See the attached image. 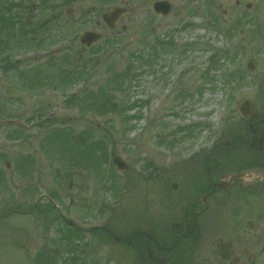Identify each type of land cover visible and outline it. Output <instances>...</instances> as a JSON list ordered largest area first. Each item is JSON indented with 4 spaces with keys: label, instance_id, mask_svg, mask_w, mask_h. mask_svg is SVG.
Returning <instances> with one entry per match:
<instances>
[{
    "label": "rangeland",
    "instance_id": "374dc122",
    "mask_svg": "<svg viewBox=\"0 0 264 264\" xmlns=\"http://www.w3.org/2000/svg\"><path fill=\"white\" fill-rule=\"evenodd\" d=\"M245 99L263 119L264 0H0V264H149L127 239L182 161H250Z\"/></svg>",
    "mask_w": 264,
    "mask_h": 264
},
{
    "label": "flooded vegetation",
    "instance_id": "af4514ba",
    "mask_svg": "<svg viewBox=\"0 0 264 264\" xmlns=\"http://www.w3.org/2000/svg\"><path fill=\"white\" fill-rule=\"evenodd\" d=\"M259 128L264 118L246 120L225 142L250 161L228 158L224 165L225 158L213 152L182 161L195 169L171 184L175 202L162 206L161 214L152 212L154 217L144 212L145 227L127 239L149 264H264V145L251 146Z\"/></svg>",
    "mask_w": 264,
    "mask_h": 264
},
{
    "label": "water",
    "instance_id": "95a60500",
    "mask_svg": "<svg viewBox=\"0 0 264 264\" xmlns=\"http://www.w3.org/2000/svg\"><path fill=\"white\" fill-rule=\"evenodd\" d=\"M171 4L166 1H157L154 3V9L158 13H162L163 15H167L171 10ZM126 12L125 8H113L108 13L104 14L103 18L105 22H107L111 27L115 26L116 20L120 18L122 14ZM98 39V34L88 31L85 32L82 37L81 41L83 44H86L87 46H90L92 43H94ZM239 110L242 113L244 117H247L248 119L252 120L254 117V113L252 112L251 107V101L249 99L245 100L240 106ZM259 130L256 131L255 138L251 144L252 148L256 150H261L264 145V128H259ZM115 164L118 166L121 170H127L128 166L127 164L120 158L115 157L114 159ZM160 264H165L163 261H160Z\"/></svg>",
    "mask_w": 264,
    "mask_h": 264
}]
</instances>
